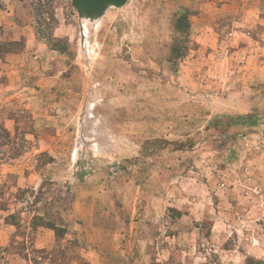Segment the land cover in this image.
<instances>
[{
  "label": "rangeland",
  "instance_id": "obj_1",
  "mask_svg": "<svg viewBox=\"0 0 264 264\" xmlns=\"http://www.w3.org/2000/svg\"><path fill=\"white\" fill-rule=\"evenodd\" d=\"M29 14L46 45L22 66L55 58L18 83L56 82L28 107L0 75V169L17 168L0 178V264H90L72 212L82 187L103 230L125 235L117 264H264V0L81 16L72 0H31ZM24 42L0 37V56Z\"/></svg>",
  "mask_w": 264,
  "mask_h": 264
},
{
  "label": "crops",
  "instance_id": "obj_2",
  "mask_svg": "<svg viewBox=\"0 0 264 264\" xmlns=\"http://www.w3.org/2000/svg\"><path fill=\"white\" fill-rule=\"evenodd\" d=\"M30 1L31 0H0L1 39L10 42H16L22 39L25 41L23 50H12L11 52L0 56V75L2 74L9 77L10 84L18 83V80H20L23 76V71L24 75L28 74V76H36L38 74V71L36 70L37 67L35 66V63H37V61L34 63L33 67H23L22 65L26 64V61L30 65L33 63L32 60L28 58V52L35 51L37 47L43 48V46L46 45L36 39L35 30L31 25V17L29 14ZM42 52L46 53L47 48H45ZM50 52H53V50H50ZM37 55L38 57L40 56L39 54ZM52 58L53 57H44V60L42 59V61L38 62L37 65H41L44 63L50 64L52 63V61H50ZM54 58L52 60H54ZM59 60L57 62H61ZM41 80V83L35 81L36 84H41V88L35 87L34 85L29 83L27 86H23L24 84L21 85V81L17 84L24 89L25 96L28 98V103H26L28 107H33L39 104V97L41 95V92H48L52 90V86H54L56 82L54 75L51 77L50 82L48 81L44 83V78H41ZM29 81L33 82V80L30 79ZM2 89L3 87L1 86L0 102L3 101V98L6 95V93H4V90ZM25 89H27L28 92H25ZM1 120L2 119L0 117V123ZM9 121L10 120L6 119L4 126L9 127ZM16 170L17 168L12 165L8 167H2V169H0V178L5 179L7 174H13L14 172H17ZM79 190L80 189H78V191ZM92 193L94 194L95 191H91L89 188L82 187V195H78L73 201V215L76 218H79L82 222L77 226V228H80L78 236L82 238V256L86 258V260H88L90 264H108L109 259H115L117 264V256H119V252H112V249L110 250V246L112 245V243L114 248H118L121 245H124L126 243L123 242V238L125 235L121 234V231L119 229H116L115 232H112V229L110 230L111 232H109L108 229L105 231L103 230L102 226L104 224L102 223L105 220V212L102 213L100 211L102 203L97 197H95L97 196V194L92 195ZM100 212L102 213V215ZM10 229V225L8 224H6L4 227L0 226V245L8 243L9 237L8 235L4 236V233L9 232ZM103 231L104 233L102 234ZM105 247L109 248L105 249L107 252L102 253L101 249ZM149 259L150 256L148 254H144L143 256L139 255L138 258H135L133 264H148Z\"/></svg>",
  "mask_w": 264,
  "mask_h": 264
},
{
  "label": "water",
  "instance_id": "obj_3",
  "mask_svg": "<svg viewBox=\"0 0 264 264\" xmlns=\"http://www.w3.org/2000/svg\"><path fill=\"white\" fill-rule=\"evenodd\" d=\"M126 1L127 0H72L79 16L83 14V11L87 15H92L98 10H102L107 2H112L117 6H121L126 3Z\"/></svg>",
  "mask_w": 264,
  "mask_h": 264
},
{
  "label": "trees",
  "instance_id": "obj_4",
  "mask_svg": "<svg viewBox=\"0 0 264 264\" xmlns=\"http://www.w3.org/2000/svg\"><path fill=\"white\" fill-rule=\"evenodd\" d=\"M46 227L51 228L52 225L48 223V224H46ZM261 263H262L261 261H253L252 259H250V260H248V261L246 262V264H261ZM155 264H158V263H155Z\"/></svg>",
  "mask_w": 264,
  "mask_h": 264
}]
</instances>
